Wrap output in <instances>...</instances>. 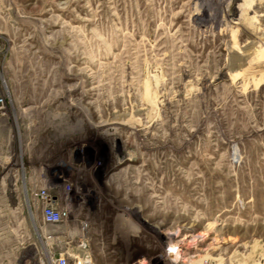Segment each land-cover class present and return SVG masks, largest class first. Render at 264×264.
<instances>
[{
	"label": "rangeland",
	"instance_id": "1",
	"mask_svg": "<svg viewBox=\"0 0 264 264\" xmlns=\"http://www.w3.org/2000/svg\"><path fill=\"white\" fill-rule=\"evenodd\" d=\"M0 93L6 262L264 264V0H0Z\"/></svg>",
	"mask_w": 264,
	"mask_h": 264
},
{
	"label": "built area",
	"instance_id": "2",
	"mask_svg": "<svg viewBox=\"0 0 264 264\" xmlns=\"http://www.w3.org/2000/svg\"><path fill=\"white\" fill-rule=\"evenodd\" d=\"M4 107V99L0 93V115ZM25 191V187H24ZM26 207L28 215L32 219V212H39L38 223L43 228L45 226L56 227L57 229L63 227L68 233H72L69 223L71 222V215L66 206H61L60 202L56 197L51 196L45 187L37 189H29L25 191ZM41 237L48 239V231L39 230ZM78 244V248L75 247V254L68 252L71 247L72 240L69 239L63 244L67 246V249L58 247L53 249L49 247L46 251V260L48 264H91L89 260V252L85 250L88 246V239L82 238Z\"/></svg>",
	"mask_w": 264,
	"mask_h": 264
},
{
	"label": "crops",
	"instance_id": "3",
	"mask_svg": "<svg viewBox=\"0 0 264 264\" xmlns=\"http://www.w3.org/2000/svg\"><path fill=\"white\" fill-rule=\"evenodd\" d=\"M0 250H1V252H0V264H11L10 261L6 262V259L10 260V258H11V254H12L11 248H10V252L8 253V255L2 254L3 249L0 248ZM14 250H15V248H14ZM4 253H5V249H4Z\"/></svg>",
	"mask_w": 264,
	"mask_h": 264
},
{
	"label": "bare ground",
	"instance_id": "4",
	"mask_svg": "<svg viewBox=\"0 0 264 264\" xmlns=\"http://www.w3.org/2000/svg\"><path fill=\"white\" fill-rule=\"evenodd\" d=\"M25 191H24V189H23V191H22V193H23V195H25V193H24ZM26 200V199H25Z\"/></svg>",
	"mask_w": 264,
	"mask_h": 264
}]
</instances>
